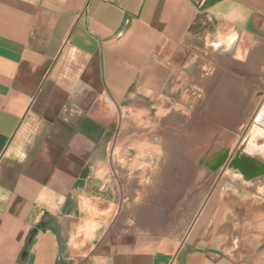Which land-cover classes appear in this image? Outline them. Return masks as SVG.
Masks as SVG:
<instances>
[{
  "label": "crops",
  "instance_id": "obj_1",
  "mask_svg": "<svg viewBox=\"0 0 264 264\" xmlns=\"http://www.w3.org/2000/svg\"><path fill=\"white\" fill-rule=\"evenodd\" d=\"M258 89L264 0H0V264H264V140L182 239L115 229L89 187L146 167L148 121L264 137Z\"/></svg>",
  "mask_w": 264,
  "mask_h": 264
},
{
  "label": "rangeland",
  "instance_id": "obj_2",
  "mask_svg": "<svg viewBox=\"0 0 264 264\" xmlns=\"http://www.w3.org/2000/svg\"><path fill=\"white\" fill-rule=\"evenodd\" d=\"M224 89H214L211 94L220 90L227 95L229 89ZM185 90L184 87L179 90V95H185ZM257 91L256 99L260 101L264 98L263 91ZM202 94L200 88L194 89L195 107H201ZM185 106L179 104V109ZM162 122L161 128L159 122L155 125L148 121L145 136H130L131 147L140 143L143 148L139 155L131 148L125 154L126 159L139 158L146 167L139 172L133 167L115 168L107 182L105 178V182L91 183L89 187L94 194L107 196L113 205L115 229L182 239L217 179L240 175L233 166L234 160L249 159L250 141H263L264 137L240 133L202 135V129L190 130L194 134L186 135L185 129L170 128L169 120ZM227 124L233 123L227 120ZM128 172H137L140 182H119Z\"/></svg>",
  "mask_w": 264,
  "mask_h": 264
}]
</instances>
